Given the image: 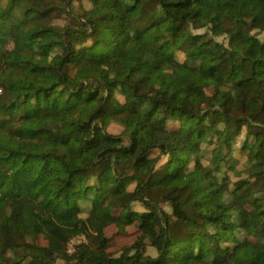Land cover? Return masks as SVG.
Listing matches in <instances>:
<instances>
[{"label": "trees", "instance_id": "trees-1", "mask_svg": "<svg viewBox=\"0 0 264 264\" xmlns=\"http://www.w3.org/2000/svg\"><path fill=\"white\" fill-rule=\"evenodd\" d=\"M260 32L264 0H0V264H264L247 240L264 230ZM245 150L232 189L217 170Z\"/></svg>", "mask_w": 264, "mask_h": 264}, {"label": "rangeland", "instance_id": "rangeland-1", "mask_svg": "<svg viewBox=\"0 0 264 264\" xmlns=\"http://www.w3.org/2000/svg\"><path fill=\"white\" fill-rule=\"evenodd\" d=\"M23 3H34L39 7H42L47 1L49 0H20ZM227 18V17H226ZM151 21V15L149 12H143L142 14L138 15L135 18V25H134V31H140L142 30L145 26H147ZM226 23L228 25L231 24V22L228 20V18L226 19ZM252 31H254V29H252ZM259 37L261 39H264V32H260L259 33ZM237 129V124H231L229 127V130L231 132V135L233 137V134L235 132V130ZM207 131L209 133H211V141L210 143H201L202 148L204 149V151L206 152L207 155H212V148L211 146L213 144H215L217 142V140L220 137V133L218 131H216L215 133L212 132V127L208 126ZM214 133V134H213ZM253 138L250 137V141L253 142ZM231 148H236L237 147V142L233 141L231 143ZM226 148L224 149V153H226ZM261 154L264 156V150H261ZM247 150L243 151L241 153V155L238 158H231L228 157L225 160H223L221 162V166L220 168L217 170V174L219 176H226V178L228 179L227 182L229 184V186L233 189L235 187V185L237 184L239 178L243 177V176H247L249 173V170L246 171L244 170V165H247L248 163V159H247ZM219 156V155H218ZM225 155H223L224 157ZM222 156L218 157V159L223 158ZM204 158L205 155H204ZM206 161V160H205ZM214 170L216 171L215 167ZM261 186V180H257L255 182V187L256 189L259 188ZM4 193L7 194L9 193V189H5ZM250 192L246 189V187H244L243 189L240 190L239 192V196L240 199L242 200V202L244 203L245 206H249L248 205V201L250 199ZM137 205V204H136ZM13 221L11 223L12 225V230L10 232V234H8L7 238L10 244H15L17 239L19 238L20 234L22 232H24L25 227H26V220L23 216L22 213L18 212V208L13 205ZM165 208L170 211L171 208L166 205ZM247 240L251 241V242H260L264 240V230L259 227L256 232L254 233V235L247 237ZM148 252L152 255H154L156 253V250L153 247H149L148 248Z\"/></svg>", "mask_w": 264, "mask_h": 264}, {"label": "built area", "instance_id": "built-area-1", "mask_svg": "<svg viewBox=\"0 0 264 264\" xmlns=\"http://www.w3.org/2000/svg\"><path fill=\"white\" fill-rule=\"evenodd\" d=\"M82 239H83V236H78V237L76 236L73 239H71V241H69L68 243V250L72 251L74 249L75 243L79 242Z\"/></svg>", "mask_w": 264, "mask_h": 264}]
</instances>
